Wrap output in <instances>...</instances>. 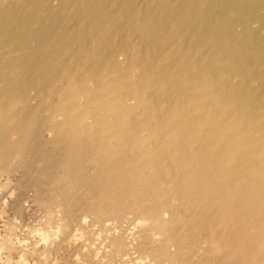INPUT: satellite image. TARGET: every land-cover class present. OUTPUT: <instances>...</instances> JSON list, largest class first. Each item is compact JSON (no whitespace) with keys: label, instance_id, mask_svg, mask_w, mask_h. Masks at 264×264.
Returning <instances> with one entry per match:
<instances>
[{"label":"bare ground","instance_id":"obj_1","mask_svg":"<svg viewBox=\"0 0 264 264\" xmlns=\"http://www.w3.org/2000/svg\"><path fill=\"white\" fill-rule=\"evenodd\" d=\"M55 1L0 0V167L30 160L38 129L40 158L59 154L50 229L29 250L7 222L0 264H65L81 192L92 217L135 221L99 229L111 260L264 264V0Z\"/></svg>","mask_w":264,"mask_h":264},{"label":"rangeland","instance_id":"obj_2","mask_svg":"<svg viewBox=\"0 0 264 264\" xmlns=\"http://www.w3.org/2000/svg\"><path fill=\"white\" fill-rule=\"evenodd\" d=\"M57 1V0H56ZM55 1V2H56ZM38 131H39V129H38ZM38 131H36L35 132V138H32V136H31V148H33V150L31 149V153L29 152V157H28V159L30 158V160H31V162H27V161H30V160H27L26 159V161H22V162H20L22 165H20L19 167H21V166H23L22 168H19V167H17L19 164L17 163V164H14V168L13 169H15V167H16V170H13L12 169V167L11 168H8L7 170L8 171H6V173L7 174H5V173H3V171H2V167H0V173H2V175L0 174V234H2V235H0V236H2V238L0 239V242H3L4 240H6V241H8L9 243H11V241L13 242V244L14 243H19V242H22L23 240H27L26 241V243H25V241H24V243L22 242V245L24 244L25 246H27L28 244H27V242L29 241V245H28V249L29 250H31V246L30 245H32V243H33V238L35 239L36 237L37 238H39L38 237V235H39V233L40 232H38V231H36L37 232V234H35L34 233V231L33 230H38L39 228L41 229V225H42V227L45 225H49V223L47 224V222H46V220L48 221V222H50V220H52V221H54L53 220V218L51 219V217H54V215H52V214H54V213H52V212H49V211H52V209L54 208V207H52L53 205H54V197L55 196H53V195H56L55 193H57V191L55 192V189H54V187H53V189H54V192H53V190L52 189H50V188H52V186L51 185H53L54 186V184H52L51 182L49 183V181L51 180H54L53 178H52V173L51 172H53V169L52 168H54V167H52V166H55V165H57L56 163H57V161H58V152H56L55 154H56V157H55V155H52V154H54L53 152H55L56 150H52L51 151V153H49L50 152V149H49V152H47L48 151V149L47 148H49V147H51V146H47V148H46V155H49V156H46V158H47V160L45 159V158H40V154H41V156L43 155V152H41V149H39V148H41V146H42V148L44 147V145H42L41 143L43 142V141H41V143H39L41 146H39V144L37 145L36 144V146H34V142H35V140H36V142L38 143V140H39V142H40V140H42V139H45V137H47V134L46 133H43L41 130V132L43 133H41L40 131V134H39V132ZM41 136V138H40V136H38V134ZM33 137H34V134H33ZM34 139V140H33ZM33 140V141H32ZM33 143V144H32ZM38 147V148H37ZM39 149V150H38ZM37 150L39 151V152H37ZM35 151V152H34ZM41 152V153H40ZM39 155H38V154ZM44 153V154H45ZM54 156V157H53ZM37 157V158H36ZM50 159V161H49V159ZM39 159V160H38ZM36 160V161H35ZM37 161H38V163H37ZM45 161H47V162H51L50 164H48L47 162H45ZM26 162V163H29L28 165H26V164H24V163ZM43 162V163H42ZM55 163V165H54V163ZM30 163H32V164H30ZM43 164V165H42ZM46 164H47V166L48 165H52V166H46ZM0 165H2V163H0ZM15 165H17V166H15ZM29 165H31V166H29ZM33 165H35V166H33ZM11 166H13V164L11 165ZM26 166V168H24ZM29 166V167H28ZM34 168H33V167ZM32 167V168H31ZM41 167V168H40ZM18 168H19V170H18ZM28 168V169H27ZM30 168V169H29ZM43 168V169H42ZM21 169V170H20ZM24 169H25V171H24ZM44 169H46V171L47 172H49V170H51L49 173H48V175H47V172L44 170ZM4 171L6 170V169H3ZM13 170V171H12ZM23 170V171H22ZM33 170V171H32ZM12 171V173H8V172H11ZM17 171H19V172H17ZM20 171L22 172V176H20L21 174H20ZM16 172V173H15ZM28 172V173H27ZM34 172V173H33ZM37 172V173H36ZM44 172V173H43ZM19 173V174H18ZM30 173H32V174H30ZM41 173H43V174H45V175H43V174H41ZM10 174V175H9ZM12 174V175H11ZM14 174H16V175H18V176H14ZM23 174H24V176H23ZM7 175V176H6ZM29 176V177H27V176ZM35 175H37V176H35ZM3 176H5V177H3ZM14 176V177H13ZM19 176H20V178H19ZM39 176V177H38ZM41 176H43V178L41 177ZM49 176H51V177H49ZM13 177V178H12ZM17 177V178H16ZM22 177V178H21ZM30 177L33 179H30ZM41 177V178H40ZM44 177H48L49 178V180L48 179H45ZM15 178H16V181H15ZM24 178V180H22ZM28 178V179H27ZM41 179V181H40V179ZM36 179V180H35ZM44 179V180H43ZM10 180V181H9ZM12 180V181H11ZM46 180V181H45ZM7 181H9L10 183H12V184H10L9 182H7ZM18 181V182H17ZM31 181V182H30ZM37 181L39 182L38 184H37ZM20 182V183H19ZM45 182H48V183H45ZM53 182V181H52ZM22 183V184H21ZM37 184V186H36V184ZM43 183V184H42ZM8 184V185H7ZM17 184H19V185H17ZM35 184V185H34ZM46 184H48L47 185V187H45L46 186ZM11 185V186H10ZM24 185V186H23ZM50 185V186H49ZM10 186V187H9ZM18 186V187H17ZM32 186V187H31ZM39 186V187H38ZM44 186V188H42ZM7 187H9L11 190L13 189V187H14V189L11 191L9 188H7ZM16 187V188H15ZM38 187V188H37ZM8 190H7V189ZM25 188V189H24ZM27 188V189H26ZM34 188V189H33ZM15 189H16V191H15ZM31 189V190H30ZM45 189V190H44ZM49 189V190H48ZM5 190H6V192H5ZM30 190V191H29ZM41 190V191H40ZM81 190V189H80ZM9 191H11L10 193L12 194H9ZM27 191V192H26ZM45 191V192H44ZM49 191H51V192H49ZM82 191H83V189H82ZM39 192V193H38ZM21 193V194H20ZM27 193V194H26ZM33 193V194H32ZM34 193H35V195H34ZM45 193H46V195H45ZM50 193V194H49ZM7 194H9V195H7ZM18 194V195H17ZM37 194V195H36ZM82 194V198H83V200L81 201L80 200V195ZM78 195V199H79V201L81 202H79V201H76L78 204L80 203V205H78V204H73L74 205V207H72L71 206V208H73V209H71V214H70V208H69V213L68 214H70V215H68V217H67V219L68 220H70L69 222H67V227H65V228H67L68 230H67V232H63V231H65L63 228V226H62V231L61 232H63L65 235H66V233L68 234L67 236H65L66 237V239H65V237L63 236V235H61V232H60V234H59V238L61 239V240H58V238H57V241H59L58 242V244H57V241H56V245L58 246H55V250H53L54 252H56V247L58 248L57 250H59L58 251V253H54L53 255H54V257L56 256V259H58L59 260V258L60 259H62L63 258V255H65L64 257H67L68 258V260H67V258H65L64 259V261H66V262H64L65 264H67L68 262H69V260H70V264H80V263H82V262H85L84 260L86 259V258H84L83 256H84V254H86L87 253V255L88 254H91V256L89 257V256H87V255H85L86 257H87V259L89 260V262H90V264L91 263H93V264H95L97 261H98V263L97 264H103L104 262L106 263V264H134V261H135V264H141L142 262H146L147 260L146 259H148L149 258V256L148 255H146V258L144 257L145 255H144V252H145V250H148V248L146 247V248H140L139 249V247H133L132 246V248L130 247V248H125L126 249V251H125V249H123L124 251H120L119 250V252H118V254L119 255H116V257L113 259V260H111L112 258L110 257V256H114V254H116L114 251L112 252V250H111V252L110 253H114V254H112V255H107V254H110L109 252L106 254L105 253V251L107 252L108 251V248L107 247H105V245L103 244L104 242H106L105 241V239L103 238V236H106L107 237V231H106V229L108 230H110V228H114L113 230H116V231H121V230H124V228L126 229L127 228V223H128V226H129V224H130V226L129 227H131L132 225H133V222H135L134 221V219L132 218L131 220H133V222L130 220V217H129V215H128V217H129V221H131V222H129V221H127V222H125L124 223V221L123 220H125L126 218H127V216H123V217H120L119 216V219H122V218H124L123 220H122V222L124 223V226H123V223H120V221L121 220H119L118 219V217H115V216H113V217H111V216H107V218L106 217H104V218H98L97 219V217L96 216H91V215H94V214H90L92 211L91 210H89V208H86L87 206L86 205H89L88 204V202H90L91 200H92V198H90V200H89V195H87V193H85L86 194V196L85 195H83L84 194V192H81V193H79ZM15 195H17V196H15ZM29 195V196H28ZM40 195V196H39ZM42 195H44V196H42ZM51 195V196H50ZM4 196V197H3ZM14 196V197H13ZM28 196V197H27ZM39 196V197H38ZM45 196H49L50 198H51V200H52V202H51V200L50 201H48L49 203H53V205L51 206L50 204H49V207L47 206L48 205V203L46 202V199H44V197ZM85 198H84V197ZM2 197V198H1ZM5 197H7V199H4ZM10 197V198H9ZM20 197V198H19ZM34 197V198H33ZM38 199H37V198ZM36 198V199H35ZM43 198V199H42ZM45 198H47L48 199V197H45ZM81 198V199H82ZM86 198H88V199H86ZM22 199H23V201H22ZM42 199V200H41ZM84 199H86L87 201H85ZM43 200H45L44 201V203H43ZM49 200V199H48ZM7 201V202H6ZM10 201V202H9ZM85 201V202H84ZM76 202H74V203H76ZM4 203V204H3ZM10 203V204H9ZM35 203V204H34ZM40 203V204H39ZM87 203V204H86ZM47 204V205H46ZM34 205L36 206V207H34ZM40 205V206H39ZM83 205V206H82ZM5 206H6V208H5ZM41 206H43V207H41ZM47 208H46V207ZM51 206V207H50ZM77 206V207H76ZM55 207H56V205H55ZM81 207V208H80ZM48 208H50L49 210H46L47 211V213H46V211H45V214H48V218L50 219V220H48V218H43V217H41L42 215H40V214H42V213H44V209H48ZM52 208V209H51ZM83 208H85L86 210H89V212L88 211H86L85 209H83ZM33 209V210H32ZM56 209V208H55ZM79 209V210H78ZM7 210V211H6ZM13 210V211H12ZM22 210V211H21ZM37 210V211H36ZM43 210V211H42ZM53 211H55L54 209H53ZM84 211V212H83ZM87 212V214H86V212ZM91 211V212H90ZM20 212V213H19ZM39 212V213H38ZM42 212V213H41ZM33 214V215H31V214ZM49 213H51L50 215H49ZM81 213V214H80ZM93 213V212H92ZM17 214H19V215H17ZM22 214V215H21ZM23 214H24V216H23ZM37 214V215H36ZM56 214V213H55ZM89 214V215H88ZM7 215V216H6ZM14 215H17L16 217L14 216ZM35 215H36V217H35ZM44 215V214H43ZM63 215V214H62ZM73 215V216H72ZM80 215V216H79ZM86 215V216H85ZM21 216H22V218H21ZM40 216V217H39ZM50 216V217H49ZM70 216V217H69ZM72 216V217H71ZM80 218H79V217ZM6 217V218H5ZM12 217V218H11ZM20 217V218H19ZM39 217V218H38ZM55 217H56V215H55ZM65 217V216H64ZM75 217H76V220H75ZM91 217V218H90ZM126 217V218H125ZM7 218H9V220L7 219ZM16 218V219H15ZM19 218V219H18ZM38 220H37V219ZM71 218V219H70ZM89 218V219H88ZM105 218H106V220H108V221H106L105 220ZM110 218H115L114 220L113 219H110ZM34 219V220H33ZM42 219H44L45 220V222H43L42 223ZM83 219V220H82ZM87 219V220H86ZM93 219V222L91 221V220ZM101 219H103V220H101ZM109 219L111 220V221H109ZM119 221V222H117V220ZM6 220H8V221H6ZM12 220H14L13 222H11ZM15 220L19 223H16L15 222ZM21 220H23V221H21ZM39 220H41V221H39ZM67 220V221H68ZM86 220V221H85ZM94 220H97V221H95V222H98V224H100L101 223V226L102 227H105L104 229L100 226V225H98V224H95L94 223ZM102 221V222H100V221ZM106 221V222H104L106 225H107V227L103 224V221ZM116 220V221H115ZM5 223H4V222ZM20 221V222H19ZM32 221V222H31ZM37 221L38 222H41L40 223V226H39V223H37ZM85 221V222H84ZM90 222V224H91V226L92 227H90V224L88 223V222ZM113 221H115V222H117L118 224H121L122 226H123V229H122V226H119L118 224H116L115 222H113ZM7 222L9 223V222H11V223H14V225L13 224H11V223H9V225L7 224ZM23 222V223H22ZM82 223V224H80V223ZM107 222H109V224H110V226L112 225V227H108V225L109 224H107ZM15 223H16V225H15ZM29 223V224H28ZM32 223H34L33 224V226H32ZM38 224V227H34V226H37V224ZM44 223H46V224H44ZM68 223H70L69 225H68ZM92 223L94 224V225H92ZM111 223H114V224H111ZM6 226H5V225ZM50 224H52L51 222H50ZM85 226H84V225ZM88 224H89V226H88ZM7 225L8 226H10V225H13V230L11 229V227L9 228H7ZM78 225V226H77ZM79 225H81V226H79ZM104 225V226H103ZM116 225H118V226H116ZM18 226V227H17ZM49 226H51V225H49ZM49 226L47 227H43L42 228V230L44 229L45 231L48 229H50L49 228ZM95 226V227H94ZM97 226V227H96ZM100 228H99V227ZM114 226V227H113ZM16 227H17V229H16ZM33 227H34V229H33ZM70 227V228H69ZM80 227H82V229H84V230H82ZM83 227H85V228H83ZM94 227V228H93ZM120 227V228H119ZM5 228H7L8 230V232H5L6 230H5ZM29 228V229H28ZM32 228V229H31ZM97 228H98V230H97ZM116 228V229H115ZM132 228V227H131ZM9 229H10V231L13 233V231H15L14 233H13V236H12V234L10 235V231H9ZM30 229H31V231H30ZM74 229H76V230H74ZM97 231H96V230ZM102 231V232H104V231H106V232H104L103 234H102V232L100 231V230ZM119 229V230H118ZM25 230V231H24ZM80 230V231H79ZM45 231L43 232L44 233V235H46L47 233H45ZM80 232V234H79V232ZM84 231H85V233H84ZM87 231H89V233L87 232ZM100 232V234H99V232ZM7 234V233H9V235H10V238H11V241H10V238H7V237H5V233ZM29 232V233H28ZM30 232H33L32 233V236H30L29 234H31ZM46 232H48V231H46ZM93 232V233H92ZM96 232H98V235L100 236V238H103L104 239V241H102L103 239H100V238H97V234H95ZM28 233V234H27ZM82 233H84V234H82ZM17 236V235H19V236H17V237H15V235ZM76 234V235H75ZM92 234V235H91ZM106 234V235H105ZM23 235V236H22ZM29 235V236H28ZM40 235H43L42 233L40 234ZM39 235V236H40ZM84 235V236H83ZM101 235H103V236H101ZM7 236H8V234H7ZM24 236H27V237H24ZM61 236V237H60ZM63 236V237H62ZM70 236V237H69ZM82 236V237H81ZM88 238H87V237ZM96 236V237H95ZM7 238V239H5V238ZM23 239H22V238ZM29 237H30V239H29ZM32 237V238H31ZM78 237V238H77ZM93 237V238H92ZM4 238V239H3ZM15 238H17V239H19L20 241H18L17 239H15ZM71 238V239H70ZM64 239V240H63ZM85 239V240H84ZM2 240V241H1ZM22 240V241H21ZM98 240V241H97ZM100 240V241H99ZM32 241V242H31ZM61 241V242H60ZM69 241V242H68ZM84 241V242H83ZM102 241V242H101ZM31 242V243H30ZM62 242H63V244H62ZM67 242V243H66ZM94 242V243H93ZM98 243V245H99V247H96V246H98L96 243ZM59 243H60V248H59ZM101 243H102V245H101ZM12 244V243H11ZM16 244V245H17ZM20 244V243H19ZM34 244V243H33ZM21 245V244H20ZM20 245H18L19 247H20ZM24 245L22 246V247H24ZM95 245V246H94ZM104 245V247H102ZM67 246V247H66ZM86 246H87V249H86ZM101 246V247H100ZM79 247V248H78ZM85 247V248H84ZM96 247L97 248V251H96V248H95V251H93L94 250V248ZM32 248H33V246H32ZM88 248H93L92 250L90 249V250H88ZM98 248L100 249V251H102V252H100V251H98ZM103 248V249H102ZM104 248H106L105 250H104ZM134 248H136V253L138 252V253H141V250H143L142 251V254L143 255H139L138 253V255L135 253V251L133 252L132 250H135ZM138 248V249H137ZM67 249V250H66ZM129 249V250H128ZM139 250V251H138ZM90 252L91 251V253H88V252ZM110 251V250H109ZM15 251L13 250L12 251V254H13V256L15 257L16 256V253H14ZM78 252V253H77ZM84 254H83V253ZM99 252H100V255L102 254L103 255V253L105 254V255H103V256H99ZM63 255H62V254ZM82 253V254H81ZM94 253V254H93ZM95 253H98V254H95ZM121 253H123V254H121ZM135 253V254H134ZM57 254V255H56ZM77 254V256H75ZM97 255V257H99L100 258V260L96 257V259H94L95 257L93 256V255ZM68 255V256H67ZM133 255H135V256H133ZM137 255V256H136ZM57 256L59 257V258H57ZM83 257V261H82V257ZM93 256V257H92ZM106 256H108V258H105ZM131 256V257H130ZM147 256H148V258H147ZM62 257V258H61ZM71 257H73V260H72V258ZM74 257H75V259H74ZM78 257V258H77ZM81 257V258H80ZM93 259H92V258ZM118 257H119V259H118ZM133 257V258H132ZM138 257H141L143 260L141 261V258H138ZM91 258V259H90ZM102 258L103 259H105L104 261H103V263L102 262H100L101 260H102ZM110 258V259H109ZM138 258V259H137ZM145 258V259H144ZM81 259V260H80ZM106 259H108L107 261H106ZM140 259V260H139ZM81 262H80V261ZM94 260H96V262L94 263ZM120 261V263H119V261ZM145 260V261H144ZM63 261V260H62ZM72 261V262H71ZM87 261V260H86ZM92 261V262H91ZM113 261H115V262H113ZM125 261V262H124ZM129 261V262H128ZM60 262H61V260H60ZM88 261L85 263V264H88L89 263ZM147 262H149V259H148V261ZM82 264H84V263H82ZM143 264V263H142ZM146 264V263H145ZM148 264H151L150 262L148 263Z\"/></svg>","mask_w":264,"mask_h":264}]
</instances>
